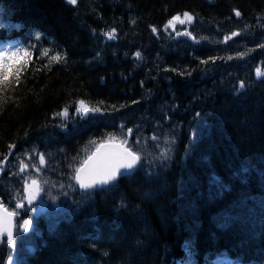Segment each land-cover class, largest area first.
Segmentation results:
<instances>
[{
  "label": "trees",
  "instance_id": "1",
  "mask_svg": "<svg viewBox=\"0 0 264 264\" xmlns=\"http://www.w3.org/2000/svg\"><path fill=\"white\" fill-rule=\"evenodd\" d=\"M183 12L195 19L175 31L195 41L163 30ZM0 40L33 52L0 92V199L14 210L24 181L44 189L19 264H264V0H0ZM79 99L102 112L77 114ZM110 139L141 155L136 175L81 191L75 169ZM10 255L0 240V264Z\"/></svg>",
  "mask_w": 264,
  "mask_h": 264
},
{
  "label": "snow or ice",
  "instance_id": "2",
  "mask_svg": "<svg viewBox=\"0 0 264 264\" xmlns=\"http://www.w3.org/2000/svg\"><path fill=\"white\" fill-rule=\"evenodd\" d=\"M68 3L75 5L77 0H68ZM236 16H240L241 13L237 10L235 11ZM194 16L190 12L177 13L173 15L163 26L164 32H168L169 28L173 31L176 30L177 24L186 25L191 24L194 20ZM132 24H135L136 21L132 20ZM247 27V26H245ZM151 31L155 34H159L155 26H151ZM116 29L112 28L110 31L105 32L103 35L106 36L109 40L115 38ZM176 36H187L195 41L196 37L193 36V33L184 30V31H175ZM239 31H232L231 36H224V41H228L232 37L240 36ZM35 36L39 40L42 36L40 32H36ZM35 47L34 45L32 46ZM259 47L264 48V44L259 45ZM0 48H6L7 50H0V92L6 91L9 87L12 86V83L19 84L21 74L26 70L28 65L32 61L33 52L26 47H14L12 44L0 45ZM40 56L48 57L49 62H55L57 64L65 62L67 59V52L64 51L61 54L60 51H56L54 54L49 55L52 51L48 48L37 49ZM246 53L239 52L237 53V58H243ZM134 56L138 60H142L143 56L140 51H136ZM229 60L233 59L232 56L227 57ZM216 57H209V60L215 62ZM209 60L201 61L202 64H207ZM47 67V65H45ZM174 70V69H173ZM256 76L259 78L264 76V72L261 71V68L257 67L255 69ZM184 75V73H180ZM143 83V82H141ZM241 88L244 87V81L239 82ZM76 104L75 111L77 114L87 116L89 113H100L102 109L100 107H91L88 102L84 99H79L74 102ZM133 103H137L133 101ZM112 108L115 109L116 106L112 105ZM69 110L68 107H65L62 112L55 113V116L68 117ZM197 116L200 113H196ZM63 126V125H62ZM123 128V125H121ZM132 129H128L130 134ZM155 140V137H153ZM127 141L122 140L120 142H114L109 140L106 143H100L91 156H88L78 168L75 169V179L79 183V186L85 190L91 191H106L109 187L113 186L119 178L124 177L125 173L128 174L127 178H133L137 173V167L141 163V155L136 151H133L131 147H126ZM139 143V140H137ZM9 147H15V145H9ZM39 161L41 164L45 163L44 155L39 154ZM28 168L26 163L20 162L19 171L23 173L25 169ZM36 172H39L40 169L36 168ZM24 190L26 192L27 204L31 205L33 201L39 196L40 192L44 189L41 187V183L38 179H31L29 181H24ZM145 197L150 198L151 193L145 192L143 194ZM17 202L14 203L15 209H24L25 203L22 199H19L17 194ZM137 198L139 194L137 193ZM122 207L126 206L122 202ZM17 216V211H10L7 207L4 206V202L0 199V236L6 234V242L8 245L15 246L16 240L14 235V230L16 228L14 220ZM32 225V221L29 219H23L20 228L24 232H28ZM107 255V253H105Z\"/></svg>",
  "mask_w": 264,
  "mask_h": 264
},
{
  "label": "rangeland",
  "instance_id": "3",
  "mask_svg": "<svg viewBox=\"0 0 264 264\" xmlns=\"http://www.w3.org/2000/svg\"><path fill=\"white\" fill-rule=\"evenodd\" d=\"M11 44L14 47H22V46L18 45L17 43H14V42H12ZM0 45H4V44L0 43ZM0 50H7V49L6 48H0ZM24 193H25V196H26L25 190H24ZM27 209L29 211L30 216H32V217H37L40 213H42V212L45 211V209H44V202L42 201L40 194L33 201V203L31 205L27 204ZM28 219L31 220L30 217H29V215H28ZM21 224H22V222H21ZM16 261H17L16 264H19L21 262V259L17 257ZM236 263L234 262V260L230 259L229 257L219 256L211 264H236ZM176 264H186V262L185 261L178 260L176 262Z\"/></svg>",
  "mask_w": 264,
  "mask_h": 264
},
{
  "label": "water",
  "instance_id": "4",
  "mask_svg": "<svg viewBox=\"0 0 264 264\" xmlns=\"http://www.w3.org/2000/svg\"><path fill=\"white\" fill-rule=\"evenodd\" d=\"M113 141H114V142H119V141H116V140H113ZM106 142H108V141H104V142H102V143H106ZM125 146H126V145H125ZM126 147H127V146H126ZM94 151H95V150H94ZM94 151H93V152H94ZM93 152H92V153H93ZM92 153H91L89 156H91ZM125 175H127V173H125ZM75 183H76L77 187H78L80 190H82V191H89V190L82 189V188L79 186V183L76 181V179H75ZM14 224H15V220H14ZM30 228H31V227H30ZM29 230H30V229H29ZM14 234H15V230H14ZM3 237H6V234H4ZM9 246H11V245H9ZM11 247L13 248V246H11ZM9 264H14V257L11 258Z\"/></svg>",
  "mask_w": 264,
  "mask_h": 264
}]
</instances>
